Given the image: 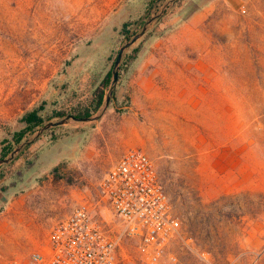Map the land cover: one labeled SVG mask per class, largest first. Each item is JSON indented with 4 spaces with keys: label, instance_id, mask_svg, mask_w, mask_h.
I'll return each mask as SVG.
<instances>
[{
    "label": "rangeland",
    "instance_id": "rangeland-1",
    "mask_svg": "<svg viewBox=\"0 0 264 264\" xmlns=\"http://www.w3.org/2000/svg\"><path fill=\"white\" fill-rule=\"evenodd\" d=\"M166 1L0 0V158L28 111L60 119L98 88L104 103L120 46ZM132 148L182 223L159 264H264V0H177L124 55L98 121L48 129L1 165L0 264H30L80 205L119 235L100 184ZM120 244L119 264H149Z\"/></svg>",
    "mask_w": 264,
    "mask_h": 264
},
{
    "label": "built area",
    "instance_id": "built-area-1",
    "mask_svg": "<svg viewBox=\"0 0 264 264\" xmlns=\"http://www.w3.org/2000/svg\"><path fill=\"white\" fill-rule=\"evenodd\" d=\"M101 201L119 219V235L85 206L58 220L43 251L30 264H119L120 240L132 237L149 264H159L168 246L182 236V223L152 157L132 148L105 174Z\"/></svg>",
    "mask_w": 264,
    "mask_h": 264
},
{
    "label": "water",
    "instance_id": "water-1",
    "mask_svg": "<svg viewBox=\"0 0 264 264\" xmlns=\"http://www.w3.org/2000/svg\"><path fill=\"white\" fill-rule=\"evenodd\" d=\"M177 0H167L164 2L160 8L148 19L145 20L143 25L140 27V29L135 32L130 38H128L125 43H123L118 51L117 57L115 59L114 65H113V79L110 84L108 94L106 97L105 102L100 106V108L92 113L89 116L85 117H78L75 115H66L63 116L60 119L56 120H49L47 121L44 125H42L35 133H33L31 136L27 137L23 141H21L19 144H17L9 154H7L5 157L0 158V166L3 164H8L11 162L17 155H19L26 147L37 141L40 136L48 129L54 128L56 126L60 125H67V124H78L81 122H86V123H94L98 121L106 112L108 109L111 100L114 95V91L116 89L118 79H119V72L121 68V63L123 60L124 55L127 53V51L135 45L149 30V28L157 21L159 20L162 16H164L168 10L172 7V5L176 2Z\"/></svg>",
    "mask_w": 264,
    "mask_h": 264
},
{
    "label": "trees",
    "instance_id": "trees-1",
    "mask_svg": "<svg viewBox=\"0 0 264 264\" xmlns=\"http://www.w3.org/2000/svg\"><path fill=\"white\" fill-rule=\"evenodd\" d=\"M157 1L159 0H154V3L152 5L153 8L157 6ZM149 13V12H148ZM138 24V21L135 22ZM134 23V24H135ZM131 23H125L123 28H122V34L126 35L127 37L131 35V30L128 28V25ZM127 64L128 62H124V64ZM111 77V71L108 72L104 82L107 84L110 80ZM104 100V90L101 88H98L95 93L94 97L90 100L88 105L84 106H77L72 108L69 112L67 111H54L52 115H50V118L54 117H62L65 114H72L78 117H85L91 115L94 111H97L100 106L102 105ZM43 109V105L34 108L31 111H28L23 117L22 121L24 122L25 125H23V128L20 130L14 132L13 137L11 141L9 140L7 145L4 146L3 151L1 155L5 157L7 154L10 153V151L13 149V142L15 143H20L26 134L35 132L38 128H40L42 125H44L45 120H46V115L41 113V110ZM57 137H53V139H56Z\"/></svg>",
    "mask_w": 264,
    "mask_h": 264
},
{
    "label": "crops",
    "instance_id": "crops-1",
    "mask_svg": "<svg viewBox=\"0 0 264 264\" xmlns=\"http://www.w3.org/2000/svg\"><path fill=\"white\" fill-rule=\"evenodd\" d=\"M214 124L219 125L218 118L215 120H210V119H206L205 121L201 120L199 123L198 122H195V123H189L188 122V125H214Z\"/></svg>",
    "mask_w": 264,
    "mask_h": 264
}]
</instances>
